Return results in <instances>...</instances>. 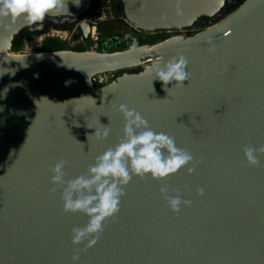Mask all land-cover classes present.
<instances>
[{"label": "water", "instance_id": "obj_1", "mask_svg": "<svg viewBox=\"0 0 264 264\" xmlns=\"http://www.w3.org/2000/svg\"><path fill=\"white\" fill-rule=\"evenodd\" d=\"M94 1L69 0L70 15L46 18H79L89 37ZM122 1L140 31H201L116 52L16 53L29 28L22 19L0 27V264H72L71 230L87 218L64 213L60 191H49L50 168L64 159L66 178L86 173L121 138L123 118L113 110L121 103L203 162L165 181L133 177L99 242L79 246L78 264H264V156L257 167L243 162L245 145L264 144V0L228 11L230 0H183L182 16L176 0ZM179 53L189 60L190 81L166 91L148 70ZM101 124L111 128L105 140L94 135ZM163 183L191 206L170 211Z\"/></svg>", "mask_w": 264, "mask_h": 264}, {"label": "clouds", "instance_id": "obj_2", "mask_svg": "<svg viewBox=\"0 0 264 264\" xmlns=\"http://www.w3.org/2000/svg\"><path fill=\"white\" fill-rule=\"evenodd\" d=\"M72 2L79 6L80 0ZM68 3L69 0H0V27H7L22 19L30 31H40L47 16L70 15ZM182 4L183 0H176L175 11L178 16L183 15ZM208 43L209 51H214L215 44L211 39ZM132 47H136L135 40ZM188 66V58L179 53L163 65L156 63L148 71L154 73V79L161 81L165 90L169 91L170 84L171 88H181L185 87V81H190ZM113 110L123 118L121 138L114 146L95 157L86 173L66 178L68 161L64 159L50 168L52 175L49 191H60L64 213H81L87 218L83 226L71 230L72 264L79 262V246L83 244L85 249L95 246L105 230L106 221L119 214L126 186L133 177L151 176L152 179L165 181L184 169L191 175L203 162L197 160L190 150L179 147L174 136L153 129L149 120L135 107H129L126 103L113 104ZM110 133L109 124H101V129H96L94 135L99 140H105ZM243 154V162L247 166L257 167L260 165V157L264 156V144L245 145ZM159 191L173 213H179L182 206L190 207L192 204L191 200L181 196L179 188L172 189L175 195H171L170 186L163 183ZM204 192L203 187L197 189L199 196H203Z\"/></svg>", "mask_w": 264, "mask_h": 264}, {"label": "rangeland", "instance_id": "obj_3", "mask_svg": "<svg viewBox=\"0 0 264 264\" xmlns=\"http://www.w3.org/2000/svg\"><path fill=\"white\" fill-rule=\"evenodd\" d=\"M232 7L233 5L229 4L228 9ZM95 26L98 30L86 42L81 41V37H77L66 28L61 27L44 31L25 32L22 35L24 43L19 44L18 42L17 49L14 47V52L34 53L49 51L54 47H60L66 50L81 49L99 52L102 49V42L107 40L111 35H116L124 39L122 48L133 45V40H135L136 44L137 42H147L152 45L175 35L172 32H160L154 35L141 34L132 28L123 14H118L113 18L108 16ZM97 37H99V40Z\"/></svg>", "mask_w": 264, "mask_h": 264}, {"label": "flooded vegetation", "instance_id": "obj_4", "mask_svg": "<svg viewBox=\"0 0 264 264\" xmlns=\"http://www.w3.org/2000/svg\"><path fill=\"white\" fill-rule=\"evenodd\" d=\"M245 0H230L229 4H232L233 8L239 6L240 4H242ZM229 5L226 9V11L231 10L228 9ZM108 14V15H107ZM118 14H123L124 13V4L122 0H95L94 3L92 4V7L90 8V10L87 12L86 17L90 18V19H94L97 20V22H92L91 23V34L89 37H86L83 30L80 27V19L79 18H46L43 22V28L40 31H44V30H50L52 28H66L68 31L72 32V34H74L77 37H81V41L86 42L88 40L91 39V37L93 36V34L98 30V28L95 25H98L104 18L106 17H115ZM216 19L212 20H207L205 22L202 23V25H206L209 24L211 22H214ZM56 21V22H53ZM94 28L96 30H94ZM133 29H135L134 27H132ZM137 32L141 33V34H148V35H154V34H159L160 32L157 33H148V32H144V31H140L138 29H135ZM201 31V29H195V28H190V29H186L183 31H170L172 33H174L175 35H182L184 37H190V36H194L197 33H199ZM26 32H30V30L28 29ZM22 35H20V39L18 40L19 44L24 43V40H22ZM97 39L99 40V37H97ZM124 39L116 36V35H111L107 40H105L104 42H102V49L99 52H116V51H122L128 48H132V45L129 47H123L122 48V43H123ZM158 43V42H157ZM148 44L147 42H137L136 46H141V45H146ZM155 44V43H154ZM150 45V44H149ZM153 45V44H152ZM74 51H85V50H78V49H73ZM141 68H135V69H130V70H123V71H119V72H115V73H107V74H102L97 76L94 79V83L96 86H103L106 85L110 82H112L113 80H115L118 76L124 74V73H134V72H138L140 71Z\"/></svg>", "mask_w": 264, "mask_h": 264}, {"label": "trees", "instance_id": "obj_5", "mask_svg": "<svg viewBox=\"0 0 264 264\" xmlns=\"http://www.w3.org/2000/svg\"><path fill=\"white\" fill-rule=\"evenodd\" d=\"M213 21V19H212ZM27 30L23 31L21 35H23ZM20 39V36L16 39L15 43H14V47H16L15 49H17V45H18V40ZM56 50H62V48L60 47H54L51 48L49 51H56Z\"/></svg>", "mask_w": 264, "mask_h": 264}, {"label": "bare ground", "instance_id": "obj_6", "mask_svg": "<svg viewBox=\"0 0 264 264\" xmlns=\"http://www.w3.org/2000/svg\"><path fill=\"white\" fill-rule=\"evenodd\" d=\"M94 30H96V29L94 28Z\"/></svg>", "mask_w": 264, "mask_h": 264}]
</instances>
